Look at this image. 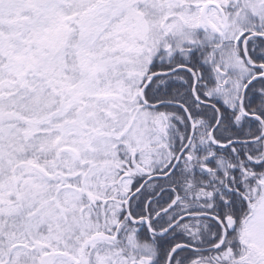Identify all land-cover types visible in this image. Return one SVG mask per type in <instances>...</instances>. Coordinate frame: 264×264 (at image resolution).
Wrapping results in <instances>:
<instances>
[{
    "label": "snow or ice",
    "instance_id": "6c2138e0",
    "mask_svg": "<svg viewBox=\"0 0 264 264\" xmlns=\"http://www.w3.org/2000/svg\"><path fill=\"white\" fill-rule=\"evenodd\" d=\"M0 264H264V0H0Z\"/></svg>",
    "mask_w": 264,
    "mask_h": 264
}]
</instances>
